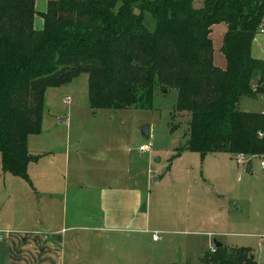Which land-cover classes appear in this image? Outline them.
I'll use <instances>...</instances> for the list:
<instances>
[{"label": "trees", "instance_id": "trees-1", "mask_svg": "<svg viewBox=\"0 0 264 264\" xmlns=\"http://www.w3.org/2000/svg\"><path fill=\"white\" fill-rule=\"evenodd\" d=\"M36 0H0V153L4 173L31 182L29 165L43 155L28 148L42 133L51 88L88 75L92 109L154 107L157 89L177 91L176 114L188 113L183 152L264 155V113L240 102L264 93V61L253 43L264 21V0H53L37 13ZM147 15L155 28L150 29ZM44 28H35V18ZM226 24L214 63L213 27ZM259 80L254 85V76ZM178 128L175 125L172 131ZM250 169L247 167V171ZM206 264H256L250 248L219 247Z\"/></svg>", "mask_w": 264, "mask_h": 264}, {"label": "crops", "instance_id": "crops-1", "mask_svg": "<svg viewBox=\"0 0 264 264\" xmlns=\"http://www.w3.org/2000/svg\"><path fill=\"white\" fill-rule=\"evenodd\" d=\"M50 1L53 0H36L37 13L46 12ZM203 2L199 0V7ZM147 21L150 29H154L152 17L147 15ZM219 25L226 26L227 32L226 24ZM35 28H44L40 16L35 18ZM51 89L45 98V108ZM242 111L264 113L246 108ZM63 119L66 123L67 119ZM148 127L150 136L151 127ZM41 134L28 139L30 153L43 155L31 164L48 158L54 167L56 156L49 157L52 152L41 154V149L36 150V144L32 145ZM184 160H189L192 167L175 172L178 162ZM252 163L239 165L229 153L202 158L199 153L183 152L170 163V170L163 176L153 178L154 172L149 173L157 191L153 218L149 187L130 181L128 172L115 179L97 172L89 180L79 173L82 180L76 179L74 187L64 188L51 166L33 177L34 187L30 189L8 185L4 177V185L0 186V211L3 208L7 213L0 214V264H199L205 254L217 249L216 243L229 249L251 248L243 246L244 239H238L243 234L234 232L244 223L230 217L229 203L238 201V210L243 207L242 201L246 203L236 197L235 183L250 178ZM79 166L77 171L86 169L82 164ZM194 166L202 169L200 177ZM83 180L86 182L82 184ZM209 187L213 197L206 194ZM191 190H195L194 197L189 194ZM248 193L257 196L258 201L257 193L252 190ZM220 202L225 203L219 206ZM253 203L250 198L247 204ZM194 206L197 213L191 215ZM206 206L211 208L208 216ZM154 234H161L162 238L155 240ZM215 235L221 240L215 239L214 244Z\"/></svg>", "mask_w": 264, "mask_h": 264}, {"label": "rangeland", "instance_id": "rangeland-1", "mask_svg": "<svg viewBox=\"0 0 264 264\" xmlns=\"http://www.w3.org/2000/svg\"><path fill=\"white\" fill-rule=\"evenodd\" d=\"M195 7H199V0L195 2ZM147 24L150 26L148 21ZM225 34L226 26L218 24L213 27L211 35L214 63L224 70L228 67L227 59L222 52ZM253 50V56L264 61V33L257 35V39L253 43ZM259 77V74L254 76L255 86ZM67 97L70 98L68 102L65 101ZM176 101V90L164 94L160 89H157L153 109L94 110L89 101L87 74L81 75L68 85L53 88L49 92L48 106H46L43 115V132L41 136L35 138L37 141L32 142V145L36 144L35 148L36 150L41 149V154L52 152L49 157L56 156L54 167L51 166L52 163L50 165L48 158L31 164V183L4 173L1 167L0 186L4 185V177H7L8 185L24 186L30 189L34 187L33 177L41 174L42 170L50 166L55 168L58 183L61 182L63 188L65 185L74 187L76 179L82 180L79 175L83 176L85 180H89L93 173L98 172V175L103 173L105 176L108 175L110 179H115L128 172V174L130 173V181H136L143 188L149 187L152 196L150 215L153 218L157 191L154 185L155 181L151 182L152 177L149 173L154 172L153 178H156V176H163L169 171L171 157L175 155L178 148L184 146L187 140L185 131L188 130L190 115L179 113L174 118ZM239 107L241 110H245V108L264 110L263 94L260 93L256 98H244ZM63 118L67 119L66 123L61 122ZM146 125L151 127L149 137L143 134V128ZM175 125L178 128L172 131ZM146 145L150 150L141 152L140 148ZM189 155L198 157L197 154ZM246 159L250 163L253 162L252 172L249 173L250 178L244 182L235 183L236 197L243 199L246 203L241 202L243 207L240 210L236 209L237 204H239L238 201L229 203L230 217L244 223L234 232L243 234L239 235L241 238L238 239H244L246 243L243 246L251 247L250 249L256 255L255 263L264 264V170L260 166L261 157L247 156ZM68 161L69 163H67ZM178 163L179 168L175 171L177 173L181 172L180 169L192 167L189 160ZM79 164L84 165L83 168L86 169L77 171L78 168H81ZM194 168L196 167L194 166ZM193 170L200 177L202 169L198 166L196 170ZM10 181H13V184ZM85 182L83 180L82 184ZM248 190L258 194V201H256L257 196L247 194ZM189 194L194 197L195 190H191ZM206 194L209 197L214 195L210 187L207 188ZM250 198L254 201L252 205L247 204ZM222 203L225 202L218 203L219 206ZM212 208L214 210V207ZM210 209L206 206L207 216L210 214ZM1 210L0 214L6 216L7 211H4L3 208ZM196 213L197 210L194 206L191 209V215ZM159 238H162L161 234L157 236V239ZM215 239L218 242L221 240L216 235L213 237V242ZM199 264L205 263L199 262Z\"/></svg>", "mask_w": 264, "mask_h": 264}, {"label": "built area", "instance_id": "built-area-1", "mask_svg": "<svg viewBox=\"0 0 264 264\" xmlns=\"http://www.w3.org/2000/svg\"><path fill=\"white\" fill-rule=\"evenodd\" d=\"M263 33H264V21H263V25L261 26V28H260V30H259V34H263ZM263 98H264V93H263ZM65 101H67V102L70 101V98L67 97V98L65 99ZM148 149H149L148 145H146L145 147H141V148H140L141 151H146V150H148ZM246 157H247V156H245V155H238V156L235 157V159H236V161H237V163H238L239 165L248 166V164H250V162H249V160L246 159ZM259 157H261V160H260V166H261V168L264 170V155L259 156ZM153 238H154L155 240H157V234H154V235H153ZM213 251H215V250H213Z\"/></svg>", "mask_w": 264, "mask_h": 264}, {"label": "water", "instance_id": "water-1", "mask_svg": "<svg viewBox=\"0 0 264 264\" xmlns=\"http://www.w3.org/2000/svg\"><path fill=\"white\" fill-rule=\"evenodd\" d=\"M61 122H65V119H61ZM143 134L146 136V137H149V127L148 125L144 126L143 128ZM216 247L219 248V247H222V244L221 243H216Z\"/></svg>", "mask_w": 264, "mask_h": 264}]
</instances>
